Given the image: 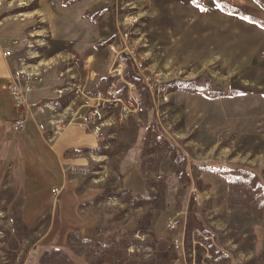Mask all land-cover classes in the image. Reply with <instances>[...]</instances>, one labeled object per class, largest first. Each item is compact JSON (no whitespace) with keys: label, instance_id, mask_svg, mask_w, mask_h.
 Here are the masks:
<instances>
[{"label":"rangeland","instance_id":"1","mask_svg":"<svg viewBox=\"0 0 264 264\" xmlns=\"http://www.w3.org/2000/svg\"><path fill=\"white\" fill-rule=\"evenodd\" d=\"M14 1L0 0L4 20H34L43 41L45 64L27 47L15 59L35 88L49 73L52 95L70 82L90 93L119 65L118 93L134 83L146 110L105 129L75 174L85 229L61 244L21 223L26 193L3 186L14 169L1 161L0 264H264V30L237 16L264 22V0H56L47 18Z\"/></svg>","mask_w":264,"mask_h":264},{"label":"crops","instance_id":"2","mask_svg":"<svg viewBox=\"0 0 264 264\" xmlns=\"http://www.w3.org/2000/svg\"><path fill=\"white\" fill-rule=\"evenodd\" d=\"M14 2H17L16 8L20 7L18 2L22 5L33 3L37 16L41 15L47 18L53 14L51 7L56 0H15ZM3 12V6L0 4V170L3 167L1 164L3 160L12 163L11 167L14 169L12 177L3 182V186H14L18 192L26 193L19 205V208L23 210V215L20 216L21 223L30 229L42 228V234L48 240L61 244L65 241L67 234L85 229L83 227L85 224L84 215L79 213L80 198L76 191L75 174L92 162L99 143L93 135L85 132L76 123L66 124L60 133L50 141L41 135L37 128L39 116H34L29 109L41 104L63 107L70 100L66 94L61 97L52 95L55 94L52 93L53 89V91L50 90L52 85L54 87L56 83L58 85L60 82L52 81L49 73L43 76L42 82L27 96L25 111H18L14 108L7 85L12 80L13 72L16 69V56L27 47L32 50H25V53H30L34 56L33 58H39V63L41 61L45 64V58L40 59L38 49H34L40 48V45L35 43L36 41L43 42L38 33L32 35L35 21L30 18L4 20ZM25 36H33L32 41L27 40L29 45H25ZM12 39H16L17 43L10 46L9 42ZM83 40L89 43V47H92V44L98 45L100 38L93 33H87ZM6 49L10 51L9 57L2 55ZM84 55L83 66L87 67L90 65L88 58L91 55L90 52ZM92 78L90 77L89 80ZM81 82L86 85L87 80ZM65 84L73 86L75 83ZM65 84L66 88H70ZM64 86L62 88L60 86L58 90L65 88ZM55 91L57 90L55 89ZM20 116L25 120L23 129L16 133L9 132L6 125ZM41 170L50 171L55 184L50 180L42 189L38 174H35ZM44 189H49V200L47 195L42 196ZM52 189H57V192L52 194ZM54 226L61 227L56 229Z\"/></svg>","mask_w":264,"mask_h":264},{"label":"built area","instance_id":"3","mask_svg":"<svg viewBox=\"0 0 264 264\" xmlns=\"http://www.w3.org/2000/svg\"><path fill=\"white\" fill-rule=\"evenodd\" d=\"M17 43L16 39L9 42L10 46ZM4 57L10 56V51L6 49ZM134 62V60L132 59ZM16 69L13 72V78L7 85V90L11 96L14 108L18 111H25L27 96L34 90L36 84L40 82L39 77L26 71L22 61L18 60ZM134 67L141 72V63L134 62ZM121 67L116 65L108 72V78L102 89H96L87 92L79 85H73L70 88L58 90V97L62 92H72L73 98L63 107L50 106L43 104L37 106L39 123L37 128L46 140L50 141L55 135H58L66 124L76 123L80 125L87 133L93 135L97 142L102 141V132L110 127L124 123L128 119L136 118L142 115L146 106L140 97L131 95L135 85L132 82H125L127 92L126 96L118 93V83L121 81ZM142 77V76H141ZM147 89H152L161 102H166L162 87H154L148 83L147 78L142 77ZM37 117V116H36ZM56 118V119H55ZM25 120L22 116L6 125L9 132L16 133L23 129ZM57 189H52L55 194Z\"/></svg>","mask_w":264,"mask_h":264},{"label":"trees","instance_id":"4","mask_svg":"<svg viewBox=\"0 0 264 264\" xmlns=\"http://www.w3.org/2000/svg\"><path fill=\"white\" fill-rule=\"evenodd\" d=\"M237 16H238L239 19H241V20H243V21H245V22H247V23L253 24V25H255L256 27H258V28L264 30V22L259 21V20L256 19V18H252V17L245 16V15H243V14H238ZM177 84H179L180 86L185 85V83H182V82H178ZM201 169H202V170H205V169L207 170L208 168L203 167V168H201ZM210 170H212V171H213L214 173H216V174H220L219 171H217L216 169H210Z\"/></svg>","mask_w":264,"mask_h":264}]
</instances>
